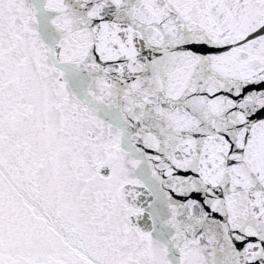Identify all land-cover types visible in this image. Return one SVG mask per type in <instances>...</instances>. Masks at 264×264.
Masks as SVG:
<instances>
[{"label": "snow or ice", "instance_id": "snow-or-ice-1", "mask_svg": "<svg viewBox=\"0 0 264 264\" xmlns=\"http://www.w3.org/2000/svg\"><path fill=\"white\" fill-rule=\"evenodd\" d=\"M0 264H264V0H0Z\"/></svg>", "mask_w": 264, "mask_h": 264}]
</instances>
